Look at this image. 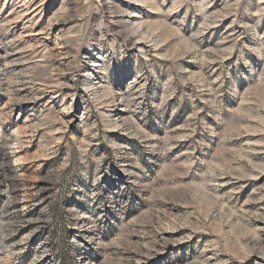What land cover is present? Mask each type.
Masks as SVG:
<instances>
[{"label":"rangeland","instance_id":"rangeland-1","mask_svg":"<svg viewBox=\"0 0 264 264\" xmlns=\"http://www.w3.org/2000/svg\"><path fill=\"white\" fill-rule=\"evenodd\" d=\"M25 1L0 0V264H264V0Z\"/></svg>","mask_w":264,"mask_h":264},{"label":"bare ground","instance_id":"bare-ground-1","mask_svg":"<svg viewBox=\"0 0 264 264\" xmlns=\"http://www.w3.org/2000/svg\"><path fill=\"white\" fill-rule=\"evenodd\" d=\"M6 1H8V0H6ZM28 1V0H27ZM27 1H25V3L23 2L22 4L23 5H26V4H32V3H34L35 1H37V0H29L28 1V3H26ZM145 1V0H144ZM148 1V0H147ZM22 2V1H21ZM18 3V2H17ZM42 4V3H41ZM40 4V5H41ZM11 5V4H10ZM25 7V6H24ZM39 7V6H38ZM37 7V8H38ZM27 10V9H26ZM35 10V9H34ZM40 10H42V8L40 9ZM37 11L39 12V9H37L36 10V13H37ZM19 12V11H18ZM34 12V11H33ZM38 14V13H37ZM16 15H18V17H17V19H22V18H24L23 16H24V13H23V11L22 12H19V13H16ZM15 17V16H14ZM35 17V16H34ZM9 22V21H8ZM8 27V26H7ZM63 77V76H62ZM114 100V99H113ZM126 122V119H123V122L122 123H125ZM118 123V122H117ZM117 127H119L120 125H116ZM263 215V214H262ZM264 216V215H263ZM263 219H264V217H263ZM263 219H256V221L257 222H260V223H262V224H264V222H263ZM264 228V227H263ZM262 234H264V229H262ZM261 234V233H260ZM262 239V238H261ZM263 240V239H262ZM260 259L262 260V262H264V257H260Z\"/></svg>","mask_w":264,"mask_h":264}]
</instances>
